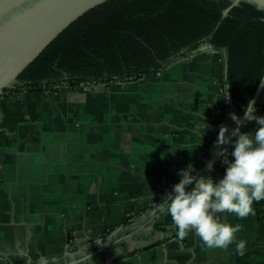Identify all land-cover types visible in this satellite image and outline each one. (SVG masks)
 I'll return each mask as SVG.
<instances>
[{
    "label": "crops",
    "instance_id": "obj_1",
    "mask_svg": "<svg viewBox=\"0 0 264 264\" xmlns=\"http://www.w3.org/2000/svg\"><path fill=\"white\" fill-rule=\"evenodd\" d=\"M218 53L223 61L221 52L202 50L154 77L91 89L1 94L2 258L28 264L102 239L171 192L180 169L214 156L222 127L229 138L238 127L231 114L243 117L225 100ZM256 103L264 116V87ZM226 151L231 160V143ZM212 165L202 176L219 180L226 166ZM220 218L241 225L243 255L235 243L210 249L194 232L180 238L165 209L131 237L74 264H264V219Z\"/></svg>",
    "mask_w": 264,
    "mask_h": 264
},
{
    "label": "trees",
    "instance_id": "obj_2",
    "mask_svg": "<svg viewBox=\"0 0 264 264\" xmlns=\"http://www.w3.org/2000/svg\"><path fill=\"white\" fill-rule=\"evenodd\" d=\"M231 1L108 0L67 27L3 93L154 77L207 45L226 50L223 85L242 115L264 75V12L242 1L223 16ZM254 213L264 219V200L254 202ZM0 264L9 263L0 257Z\"/></svg>",
    "mask_w": 264,
    "mask_h": 264
},
{
    "label": "clouds",
    "instance_id": "obj_3",
    "mask_svg": "<svg viewBox=\"0 0 264 264\" xmlns=\"http://www.w3.org/2000/svg\"><path fill=\"white\" fill-rule=\"evenodd\" d=\"M256 112L250 99L244 106L242 119L231 114L232 121L238 125L232 132L234 140L225 135L227 129L222 127L224 137L219 134L217 141L220 148L217 155L226 166L222 178L194 175L195 166L191 163L178 171L181 179L165 195L164 204L180 238L194 232L206 248L227 249L235 243L237 253L244 254L246 242L238 240L236 235L242 230L241 225L221 221L220 214H235L243 219L254 214V202L264 200V116ZM248 122L259 125L254 133L240 131L239 125ZM228 143L232 146L231 160L222 147ZM213 167L209 165V171ZM189 185H192L190 189Z\"/></svg>",
    "mask_w": 264,
    "mask_h": 264
},
{
    "label": "water",
    "instance_id": "obj_4",
    "mask_svg": "<svg viewBox=\"0 0 264 264\" xmlns=\"http://www.w3.org/2000/svg\"><path fill=\"white\" fill-rule=\"evenodd\" d=\"M25 1L27 0H0V95L3 94L4 89L12 86L18 75L67 27L92 8L108 0H31L28 2L29 5L22 10L16 9L19 4ZM242 1L250 3L264 12V0H232L231 4L224 9L222 15L226 16L232 7ZM23 5L27 4L23 3ZM202 50L218 52L207 45H201L173 58L165 67L173 62L189 58ZM220 51L223 55V71L226 74L227 52L223 48ZM263 87L264 75L251 99L254 101V105ZM233 137L232 135L230 140ZM228 145L229 143L225 144L223 148L226 149ZM217 153L195 169L194 175L202 176V173L214 162L217 165L219 162L223 163L222 160L218 159ZM223 170L221 169V174L224 173ZM165 209L163 198L102 239L63 254L36 260L28 264H74L104 252L144 228ZM4 255L5 253L0 251V257L2 258Z\"/></svg>",
    "mask_w": 264,
    "mask_h": 264
},
{
    "label": "flooded vegetation",
    "instance_id": "obj_5",
    "mask_svg": "<svg viewBox=\"0 0 264 264\" xmlns=\"http://www.w3.org/2000/svg\"><path fill=\"white\" fill-rule=\"evenodd\" d=\"M29 1H31V0H27V1L23 2V3L27 4V5H25V6L23 5V3L19 4L18 7H17L16 9L22 10L23 8H25L26 6L29 5V4H28ZM9 16H10V15H9Z\"/></svg>",
    "mask_w": 264,
    "mask_h": 264
},
{
    "label": "built area",
    "instance_id": "obj_6",
    "mask_svg": "<svg viewBox=\"0 0 264 264\" xmlns=\"http://www.w3.org/2000/svg\"><path fill=\"white\" fill-rule=\"evenodd\" d=\"M159 73H157V75H158ZM85 88H90V87H93V86H91V85H89V84H86L85 86H84Z\"/></svg>",
    "mask_w": 264,
    "mask_h": 264
},
{
    "label": "rangeland",
    "instance_id": "obj_7",
    "mask_svg": "<svg viewBox=\"0 0 264 264\" xmlns=\"http://www.w3.org/2000/svg\"><path fill=\"white\" fill-rule=\"evenodd\" d=\"M218 59L222 61L221 55L218 53ZM97 86V85H96Z\"/></svg>",
    "mask_w": 264,
    "mask_h": 264
}]
</instances>
